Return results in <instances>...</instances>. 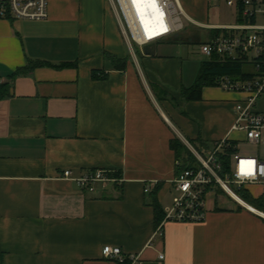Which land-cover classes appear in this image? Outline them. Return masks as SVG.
Here are the masks:
<instances>
[{
  "label": "crops",
  "instance_id": "0c3cea01",
  "mask_svg": "<svg viewBox=\"0 0 264 264\" xmlns=\"http://www.w3.org/2000/svg\"><path fill=\"white\" fill-rule=\"evenodd\" d=\"M178 3L188 24L137 53L106 0H48L45 20L0 19V264H116L105 246L144 264L158 254L162 264H264V218L234 202L157 232L152 202L163 210L181 171L170 141L209 151L241 98L217 87L183 98L206 58L180 45L200 54L213 3ZM96 169L123 181L87 192L61 178Z\"/></svg>",
  "mask_w": 264,
  "mask_h": 264
},
{
  "label": "built area",
  "instance_id": "2783aa9c",
  "mask_svg": "<svg viewBox=\"0 0 264 264\" xmlns=\"http://www.w3.org/2000/svg\"><path fill=\"white\" fill-rule=\"evenodd\" d=\"M107 1L129 46L133 43L142 48L164 41L184 28L178 0H155L165 31L150 37L143 33L130 0ZM225 3L227 7L235 9L238 23L204 26L206 31L216 33L200 44V54L206 61L215 58L220 63L239 64L243 72L250 74V78H218L217 88L241 96L234 105L235 120L226 136L215 142L212 151L192 150L195 160L192 167H185L182 162L176 163L181 171L172 182L175 195L157 232L166 222L205 221L207 213L213 210L217 197L221 195L218 194L219 190L242 208L245 207L239 202L242 201L240 196L231 187L237 191L245 190L253 199L264 200V114L253 111L256 100L264 94V0H225ZM47 17L48 0H0V19L42 21ZM231 134L238 136L231 139ZM240 143H248L254 150L242 151L239 149ZM226 156L229 171L224 173L221 158ZM113 174L111 170L96 169L74 178L70 171H64L61 178L74 182L81 190L94 192L97 186L121 184L123 180ZM252 186L260 188L257 196H253L248 189ZM101 257L116 264H144L139 254H126L118 247H103ZM163 259V254H158L157 263L162 264Z\"/></svg>",
  "mask_w": 264,
  "mask_h": 264
},
{
  "label": "trees",
  "instance_id": "16d2710c",
  "mask_svg": "<svg viewBox=\"0 0 264 264\" xmlns=\"http://www.w3.org/2000/svg\"><path fill=\"white\" fill-rule=\"evenodd\" d=\"M118 63H124V60L119 61ZM222 76H227L233 80H245L246 78H250V74L248 75L247 73L243 72L242 66L239 64L220 63L217 59L213 58L209 61H204L201 63L199 73L193 85L188 89H183V98L186 101L199 100L202 89L204 87H216L218 78ZM92 78L95 79L97 77L95 74H93ZM169 146L170 149L175 153L177 160H180L183 166H193L195 162L193 155L178 139L175 138L170 141ZM227 153H231V151H227ZM221 162L224 173H227L229 171L228 157H222ZM237 192L239 193V196L243 202L258 210L259 212L264 213V200L253 199L243 189H240ZM218 194H223V192L219 190ZM152 207L154 210L155 223L157 225L163 220L164 212L156 200L152 202Z\"/></svg>",
  "mask_w": 264,
  "mask_h": 264
},
{
  "label": "rangeland",
  "instance_id": "374dc122",
  "mask_svg": "<svg viewBox=\"0 0 264 264\" xmlns=\"http://www.w3.org/2000/svg\"><path fill=\"white\" fill-rule=\"evenodd\" d=\"M107 4L109 5L108 1H107ZM109 8H110V6H109ZM181 20H182V23L184 26H186L188 24V22L186 21L187 19H185V17L183 15L181 17ZM207 23L212 25V26L235 25L238 23V20L236 18V14H235V9L227 7L225 0H220L217 2L213 1V4H210V6H209ZM202 32L206 35V37L216 33V32L205 31V30H202ZM130 44H131V48L133 49V51L135 53H137L139 51L140 47L136 46L133 43H130ZM180 46H182L181 48H182L183 52L188 51L189 58H191L192 60H195L197 62H200L201 60H205V57L202 56L201 54H199V46L197 44L180 45ZM127 48H128V46H127ZM246 67H248V66H246ZM185 70H187V63L185 66ZM224 92H226V91H224ZM253 111H255L256 113L264 114V94L261 95L256 100L255 107L253 108ZM222 113L225 115L224 112H222ZM208 148H209V151H212L213 146L209 145ZM239 149L242 151L251 152L252 150H254V147L248 143H240ZM204 152H208V150H206ZM248 189L251 191L253 196H257L259 194V192L261 191L260 188L255 187V186L249 187ZM231 190L237 196H239V193L237 192L235 187H231ZM172 199H173V197H170L164 202V206H163L164 212H167L168 209L170 208V205L172 203ZM217 200L219 203L226 202V203L233 204V202L223 194L219 195L217 197Z\"/></svg>",
  "mask_w": 264,
  "mask_h": 264
},
{
  "label": "bare ground",
  "instance_id": "6f19581e",
  "mask_svg": "<svg viewBox=\"0 0 264 264\" xmlns=\"http://www.w3.org/2000/svg\"><path fill=\"white\" fill-rule=\"evenodd\" d=\"M132 9L136 17L139 19V22L141 24V28L143 30V33L147 35L148 37L154 36L159 33H163L165 31V27L162 26V15L160 13V10L157 7V3L155 0H153L155 4V8L151 6L150 3H142L141 7L138 11L136 4L133 2V0H130ZM155 28V31H154ZM242 206H244L246 209L250 210L251 212H256V214L262 216L264 218V213H261L254 209L253 207L249 206L248 204L239 201Z\"/></svg>",
  "mask_w": 264,
  "mask_h": 264
},
{
  "label": "snow or ice",
  "instance_id": "6c2138e0",
  "mask_svg": "<svg viewBox=\"0 0 264 264\" xmlns=\"http://www.w3.org/2000/svg\"><path fill=\"white\" fill-rule=\"evenodd\" d=\"M133 2L136 4L137 9L139 11L142 3H150L153 8H155V4L153 0H133Z\"/></svg>",
  "mask_w": 264,
  "mask_h": 264
}]
</instances>
